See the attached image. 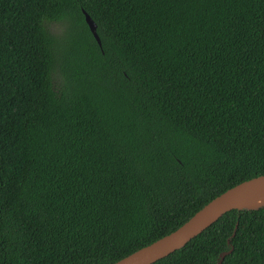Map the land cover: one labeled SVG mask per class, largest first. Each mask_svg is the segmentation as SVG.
I'll return each mask as SVG.
<instances>
[{
    "label": "trees",
    "instance_id": "1",
    "mask_svg": "<svg viewBox=\"0 0 264 264\" xmlns=\"http://www.w3.org/2000/svg\"><path fill=\"white\" fill-rule=\"evenodd\" d=\"M258 175L264 0H0V264H111ZM221 258L264 264V210L152 264Z\"/></svg>",
    "mask_w": 264,
    "mask_h": 264
},
{
    "label": "water",
    "instance_id": "2",
    "mask_svg": "<svg viewBox=\"0 0 264 264\" xmlns=\"http://www.w3.org/2000/svg\"><path fill=\"white\" fill-rule=\"evenodd\" d=\"M82 11L91 33L100 45L96 24L84 10ZM263 197L264 175L244 180L211 199L175 230L111 264H152L174 250L185 246L191 238L202 232L227 211L241 208L264 210V202L259 200ZM221 261L222 258L217 264H220Z\"/></svg>",
    "mask_w": 264,
    "mask_h": 264
},
{
    "label": "bare ground",
    "instance_id": "3",
    "mask_svg": "<svg viewBox=\"0 0 264 264\" xmlns=\"http://www.w3.org/2000/svg\"><path fill=\"white\" fill-rule=\"evenodd\" d=\"M260 202H264V197L263 198H259Z\"/></svg>",
    "mask_w": 264,
    "mask_h": 264
}]
</instances>
